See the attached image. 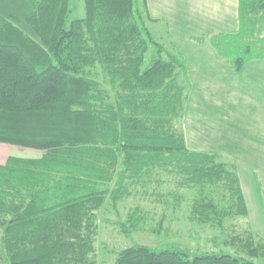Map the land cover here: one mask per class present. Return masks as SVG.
<instances>
[{
	"label": "trees",
	"instance_id": "16d2710c",
	"mask_svg": "<svg viewBox=\"0 0 264 264\" xmlns=\"http://www.w3.org/2000/svg\"><path fill=\"white\" fill-rule=\"evenodd\" d=\"M238 2L239 30L212 40L237 72L264 60V0ZM84 4L85 18L70 21V0H32L31 16L0 24V146L15 148L0 149L40 156L35 167L28 159L0 162V264H97L98 212L125 150L132 152L136 192L161 191L150 187L160 170L184 177L173 186L178 192L167 193L174 210L184 201L179 190H193L189 209L197 224L225 234L227 211L247 218L235 168L217 153L187 148L185 66L155 41L145 24L147 9L136 0ZM152 46L157 56L146 69ZM133 213L120 224L126 237L145 221L140 207ZM235 232L244 234L231 242H241L245 257L205 253L190 260L183 252L140 248L122 264L264 260L262 240Z\"/></svg>",
	"mask_w": 264,
	"mask_h": 264
},
{
	"label": "crops",
	"instance_id": "0c3cea01",
	"mask_svg": "<svg viewBox=\"0 0 264 264\" xmlns=\"http://www.w3.org/2000/svg\"><path fill=\"white\" fill-rule=\"evenodd\" d=\"M31 2L0 0V24L11 17L24 20L31 16ZM146 8L150 21L163 25L168 31L169 44L185 66L182 128L186 145L189 137L205 139L200 143V150L187 148L194 152L217 153L236 164L250 227L255 237L264 241V149L261 141L264 138V60L249 61L237 72L212 45L214 38L239 30L238 0H146ZM174 27H177L175 38L172 36ZM237 79L241 83H237ZM242 89L243 95L237 93ZM202 93L206 95L199 101ZM238 106L243 108L239 110ZM203 107L208 109L204 111ZM128 163L132 164V156ZM261 171L262 211L254 190L244 185L246 182L252 186V173Z\"/></svg>",
	"mask_w": 264,
	"mask_h": 264
},
{
	"label": "rangeland",
	"instance_id": "374dc122",
	"mask_svg": "<svg viewBox=\"0 0 264 264\" xmlns=\"http://www.w3.org/2000/svg\"><path fill=\"white\" fill-rule=\"evenodd\" d=\"M136 1L140 7L142 6L141 8L144 12L145 9H147L144 0ZM70 5L72 10V14L69 19L70 21L85 18L84 0H70ZM144 20L146 27L151 32L155 41L162 45L169 53L178 56L177 51L172 49L171 45L169 44L170 37L165 27L161 24H154L150 21V19L146 18V16H144ZM21 27L24 29L25 25L22 24ZM26 28L28 29V27ZM176 32L177 27H174V33L172 34L173 38L176 37ZM28 33L37 40V37H35L32 32ZM178 46L181 50H183V46L180 43H178ZM201 46L203 47V45ZM156 56L157 48L152 46L147 54V62L145 66L146 69L151 66L152 61L156 58ZM205 71H207V69ZM184 76L185 75H183V77ZM238 79L236 82L241 83V81ZM242 82H244V79ZM237 93L240 95L242 93L243 95L244 90L242 89L237 91ZM205 95L206 93H202V97H199L198 100L202 101V98ZM236 108L241 110L243 106H238ZM202 109L206 111L208 108L203 107ZM263 114L264 102L262 105V120H264ZM204 141L205 139L189 137L187 138V147H189L190 150H200L202 146L200 143H203ZM261 141L262 148L264 149V138H262ZM196 143L198 144L196 145ZM0 147H9L11 149H15L11 146L1 145ZM28 153L31 155H28L24 150L21 152H15V150L14 152H10V149L0 150V162H18V160L28 159L27 162L31 167L37 166L40 161L39 154L31 151H28ZM131 156L132 152L130 150H125L119 156L120 160L116 170L115 179L110 185V192L107 196L104 207L98 212V236L95 254L97 264H122L126 254L130 252H137L140 248H147L155 252H183L188 255L190 260L202 256L205 253L229 254L232 256H238L240 254L242 257L246 256L242 252L241 242H231V240L237 241L236 239H238V237L242 238L244 234L234 236L231 233L236 231L235 233L242 234L245 231V233L248 232V234L252 235L253 232L250 227V221L248 220V217L236 218L233 214H230V211H227L225 216L226 223L224 225L226 227V232H224L225 234H222L217 226L212 229L211 227L209 228L203 224H197L191 220L192 214L189 209L192 202L191 199L194 198L193 190H185V193H183L182 190H179L181 193L177 194V196H181L184 201H186H183L181 205H178V208H175L176 210L173 209V206H176L173 195H167L170 189L177 191V189L173 186L179 183L178 178L181 179V182L184 181V177L166 174L163 171L158 170L155 172V174L153 173L151 177L153 182H150V187H159L161 191L154 189L153 191L155 194H153L152 191L142 192V190L138 189L136 192L135 186L137 185L138 181L130 179L131 165L128 163V160H130ZM221 158L226 163L232 165L238 175L236 164L234 162H229V160L226 161V158ZM260 170H262V167ZM253 177L254 182L252 186H248L246 182L244 185L246 188L248 187L252 191L254 190L255 196L257 198V205L262 211V171L252 173V179ZM159 179L160 183H157L156 180ZM125 189L128 190V194H126L127 196L118 202H114V199ZM157 192L161 193L162 195H157ZM137 207L141 208L142 215L145 216L143 217L145 221L143 224H141L137 232H132L129 237H126L120 228V224L125 223L129 217L134 214L133 212ZM227 214L230 215V218L227 217ZM163 218H165L164 224L162 229H160L159 223ZM216 238H218L219 241L216 242ZM226 241H229L231 247L224 244ZM261 242L264 244L263 240ZM235 249L241 250L242 253ZM248 260H251L256 264H264V260L259 258L249 257Z\"/></svg>",
	"mask_w": 264,
	"mask_h": 264
}]
</instances>
